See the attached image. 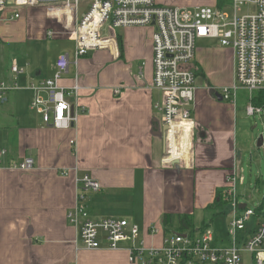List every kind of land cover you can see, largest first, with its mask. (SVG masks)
<instances>
[{"label": "crops", "instance_id": "obj_1", "mask_svg": "<svg viewBox=\"0 0 264 264\" xmlns=\"http://www.w3.org/2000/svg\"><path fill=\"white\" fill-rule=\"evenodd\" d=\"M159 3L171 6L167 0ZM52 10L24 9L21 18H28V27H33V18H59V25L43 21L47 23L43 26L49 32L52 24L70 36L62 19L68 16ZM0 18H6L5 13ZM13 22H0V42L20 41L17 35L9 36V31L1 33L2 28H22ZM43 32L41 28L39 39L48 38ZM113 35L117 42L113 52H92L72 65L59 82L64 88L76 82L81 87L78 103L83 114L76 128L68 131L49 128L41 115L32 114L34 93L26 89L53 79L58 58L43 61L36 53L35 61L24 65L0 50L1 82L14 84L15 62L23 70L18 79L23 89L8 93L0 105V149L9 152L0 169V264H134L129 259L133 247L163 243L165 214L193 216L196 210L206 209L226 190L234 169L240 170L236 107L222 105L215 98L218 90L211 89L205 75L203 52H197L193 66L198 73L194 129L192 134L191 128L183 133L177 153L183 158L166 167L167 127L155 109L161 93L153 88V29H123ZM231 55L234 69L232 51ZM233 81L234 73L230 85ZM116 89L122 90L121 95L114 94ZM26 158L35 162L32 171L9 168ZM65 172L70 175L64 176ZM85 175L102 188L88 195L91 216L128 220L140 228L138 240H129L116 251L83 247L80 228L67 216L77 203V180ZM242 206L248 205L242 201ZM122 212L130 219L117 218ZM152 227L158 230L156 234L151 233Z\"/></svg>", "mask_w": 264, "mask_h": 264}, {"label": "built area", "instance_id": "obj_2", "mask_svg": "<svg viewBox=\"0 0 264 264\" xmlns=\"http://www.w3.org/2000/svg\"><path fill=\"white\" fill-rule=\"evenodd\" d=\"M83 6V7H82ZM231 17L215 6L180 8L165 6L158 0H0V13L18 21L22 11L34 8H52L66 14L64 28L75 42L74 53L61 54L53 79L30 84L34 93L32 111L41 115L45 125L60 131L76 128L83 114L78 103L81 87L64 88L59 82L72 65L92 52L114 51L117 46L114 33L130 28L153 29V88L161 93L156 111L163 117L166 130V155L163 164L173 167L182 157L177 156L186 128L194 129L193 110L197 74L193 66L197 59V43L218 41L229 48L234 58L233 84L219 93L223 101L234 105L240 92L249 96L247 111L254 116L264 115V106L254 105L256 93L264 92V0H231ZM243 8L250 11L239 13ZM81 13L83 16L81 17ZM8 17V18H7ZM60 22V21H59ZM55 36L53 31L48 37ZM23 70L16 62L12 66L14 84L0 81V105L6 95L22 90L19 76ZM78 81V80H77ZM116 89L114 94L121 95ZM72 145L75 142H71ZM9 152L0 149V169ZM33 159L12 163L10 169L30 172ZM65 172L64 176H69ZM241 171L234 169L227 179L223 199L231 206L227 225L228 245L219 241L218 234L209 227L195 233H170L160 246L147 247L144 243L130 252L134 264H242L243 253L250 254L249 264H264V208L243 209L240 196ZM78 195L75 208L68 220L80 228V241L86 250H119L125 242L138 240L140 228L128 220L94 219L88 207V195L101 192L100 183L89 175L77 180ZM152 234L158 230L150 229Z\"/></svg>", "mask_w": 264, "mask_h": 264}, {"label": "rangeland", "instance_id": "obj_3", "mask_svg": "<svg viewBox=\"0 0 264 264\" xmlns=\"http://www.w3.org/2000/svg\"><path fill=\"white\" fill-rule=\"evenodd\" d=\"M160 1V0H159ZM171 6L180 8H197L206 6H215V9H223L234 16V10L231 6L220 8L217 6V0H167ZM83 7V6H82ZM248 8H243L240 15L248 13ZM49 11L44 14H48ZM83 13H81V17ZM51 21L53 24L59 25V18H33V27H28V18H21L13 22L14 25H21L20 28L14 26L10 29L2 28L1 33L8 32L9 36L20 38V41H13L3 43L0 42V50L5 51L6 57L11 59L16 57L22 64L33 63L35 61L36 53L43 57V61H53L57 59L62 53H74L75 42L70 36H64L53 27H48L55 33V36L45 38H38L40 30L43 33H48L43 23ZM55 21V22H53ZM12 23L5 24L11 26ZM198 51L203 52L204 61L203 67L206 69L205 75L210 82L211 89L222 91L224 88L229 87L233 80V60L229 48L222 47L218 41H201L197 43ZM201 83L200 81L198 84ZM205 88L204 86H202ZM196 95L195 102L196 105ZM247 102L249 96L246 92H240L237 104L233 105L228 101H222L220 104L225 106H234L235 108V130H236V143L239 151L242 153V164L240 166L241 179H240V196L242 201L253 209H258L264 206V145L259 148L257 146L258 140L261 136L264 137V115L254 116L247 111ZM219 103V102H218ZM225 111V110H224ZM32 112V110H31ZM32 114H34L32 112ZM231 206H227L223 210H219L212 214L206 209L196 210L193 214L195 225L199 228L204 225H210L209 228L215 231L223 245H228L227 222L231 217ZM264 211V210H263ZM125 212H122L117 218L130 219ZM179 217V216H177ZM213 220V221H211ZM242 264H249L251 259L250 254H242Z\"/></svg>", "mask_w": 264, "mask_h": 264}, {"label": "trees", "instance_id": "obj_4", "mask_svg": "<svg viewBox=\"0 0 264 264\" xmlns=\"http://www.w3.org/2000/svg\"><path fill=\"white\" fill-rule=\"evenodd\" d=\"M231 0H217V6L223 8L230 4ZM197 73V72H196ZM198 74V73H197ZM254 105L258 107L264 106V92L256 93L254 96ZM227 207L223 199V193L219 192L215 202L206 208V211L210 212L213 216L219 210H223ZM260 209V208H259ZM262 209V208H261ZM260 209V210H261ZM213 221V220H211ZM162 226L164 228L165 235H169L170 233H195L198 229L204 230L208 228L210 225H204L202 227H197L195 225V221L192 216L190 215H183V216H174L171 214H165L162 220Z\"/></svg>", "mask_w": 264, "mask_h": 264}, {"label": "water", "instance_id": "obj_5", "mask_svg": "<svg viewBox=\"0 0 264 264\" xmlns=\"http://www.w3.org/2000/svg\"><path fill=\"white\" fill-rule=\"evenodd\" d=\"M214 96H215V98H216L219 102H222V101H223V98H222V96H221L219 93H214ZM263 145H264V137L261 136V137L259 138V140H258L257 146H258L259 148H261ZM238 157H239V159L241 158V152L238 153Z\"/></svg>", "mask_w": 264, "mask_h": 264}, {"label": "bare ground", "instance_id": "obj_6", "mask_svg": "<svg viewBox=\"0 0 264 264\" xmlns=\"http://www.w3.org/2000/svg\"><path fill=\"white\" fill-rule=\"evenodd\" d=\"M191 134H192V130H191Z\"/></svg>", "mask_w": 264, "mask_h": 264}]
</instances>
